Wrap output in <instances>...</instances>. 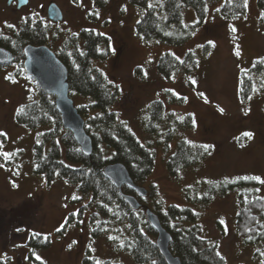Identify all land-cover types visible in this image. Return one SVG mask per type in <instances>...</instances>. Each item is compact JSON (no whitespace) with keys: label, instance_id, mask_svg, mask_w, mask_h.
<instances>
[{"label":"rangeland","instance_id":"1","mask_svg":"<svg viewBox=\"0 0 264 264\" xmlns=\"http://www.w3.org/2000/svg\"><path fill=\"white\" fill-rule=\"evenodd\" d=\"M6 1L0 0V33L18 29L23 19L31 16L42 19L48 26L53 50L65 35L82 28H93L109 36L112 51L96 63L120 89L115 103L120 117L143 142L151 144L155 153L153 170L142 184L148 189L152 185L154 189L153 197H145L147 206L165 208L169 203H188L183 187L202 178L258 177V194L264 196V85L255 86L246 101L239 97L241 71L254 58L264 56V21L257 0H247L246 12L233 18L219 15L215 11L216 3L211 5L200 27L178 45L146 41L137 35L135 24L142 9L129 0H54L63 11L59 21L49 20L47 16L51 0H29L20 10ZM191 19L186 15V22ZM206 42L210 47L190 76L192 85L183 75L172 80L161 76L156 60L163 51L183 56L188 49ZM18 68L14 61L0 67V151L5 160L9 159L6 164L0 158L3 264H31L27 260L26 241L32 232L51 238L47 248L36 252L43 264H82L88 248L100 260L136 264L128 253L116 250L103 237H91L86 216L79 223L70 224L63 234L57 232L68 214L87 199L72 201L80 195L74 185L62 179L47 183L33 171L31 156L36 130L18 123L15 112L37 90L34 81ZM171 93L181 96L183 101L171 102ZM155 98L162 99L167 110L192 114L194 125L183 135L209 146L207 156L198 166L175 178L168 173L166 165L175 140L168 149H163L157 137L143 126L147 107ZM73 99L74 104L84 100L78 95ZM2 134L6 135L5 140ZM197 209L203 233L216 242L228 264H264V243L250 245L237 234V192L216 195Z\"/></svg>","mask_w":264,"mask_h":264},{"label":"trees","instance_id":"2","mask_svg":"<svg viewBox=\"0 0 264 264\" xmlns=\"http://www.w3.org/2000/svg\"><path fill=\"white\" fill-rule=\"evenodd\" d=\"M129 1L142 9L135 24L137 35L146 41L170 45H178L189 39L215 3V11L223 17H238L247 10V0ZM257 5L264 21V0H257ZM186 15L192 17L188 22L185 21ZM50 42L48 26L42 19H33L31 16L23 19L18 29L0 33V45L14 53V62L24 74V45L50 46ZM209 45L206 42L200 47L188 49L183 56L170 50L163 51L156 60L159 73L166 80L183 75L187 83L192 85L190 76L208 52ZM54 51L67 67L70 96L73 99L78 95L84 99L75 105L85 120V130L92 138L91 154H84L73 133L64 128L55 106V96L43 92L27 73L36 84L37 92L19 106L15 119L23 126L36 130L31 156L33 171L43 176L47 183L62 179L74 185L80 195L73 197L72 201L87 199L76 211L68 214L57 232L63 234L70 224L79 223L86 216L91 237H103L116 250L128 253L136 264H167L156 244L157 232L145 214V208L150 207L145 204V197L138 196L141 205L137 209L131 208L123 193H137L125 184L121 189L116 187L103 170L108 163L122 162L134 182L142 185L155 162L151 144L143 142L115 108L120 95L119 87L96 63L112 51L109 36L93 28H82L65 35ZM257 85H264V56L254 58L241 71L240 99L246 101ZM169 98L171 102L183 101L175 93L169 94ZM193 125L192 114L167 110L160 98L153 99L147 107L143 121L145 131L157 137V143L163 149H168L172 141L176 142L166 161L168 173L174 178L187 169L193 170L209 151L207 144L194 142L183 135ZM5 138L6 135L2 134V139ZM0 158L6 164L9 163L2 151ZM258 186L259 180L252 176L202 178L183 187L188 203H169L165 208H150L170 232L169 248L179 256L182 264H228L216 242L203 233L198 223L197 207L208 204L216 195L237 192L235 226L238 236L250 245L264 243V196L258 194ZM148 196H154L152 185L148 189ZM50 244L49 235L32 232L26 241L27 260L31 264H43L36 252ZM3 263L0 258V264ZM81 263L121 264L107 258L98 259L91 254L90 248L86 250Z\"/></svg>","mask_w":264,"mask_h":264},{"label":"water","instance_id":"3","mask_svg":"<svg viewBox=\"0 0 264 264\" xmlns=\"http://www.w3.org/2000/svg\"><path fill=\"white\" fill-rule=\"evenodd\" d=\"M13 0H7L10 3ZM21 7L28 0H17ZM48 17L54 21L62 20L63 13L55 1H51L47 8ZM23 68L45 93L55 96L54 102L60 113L64 128L70 130L84 154L89 155L93 150L92 138L85 130V120L79 113L74 100L69 94L68 70L55 51L47 44L27 43L23 47ZM14 61V53L5 46L0 45V64H9ZM105 175L114 185L121 189L125 184L137 194L123 193L125 201L131 208L137 209L141 205L138 196L146 197L148 189L134 182L127 167L122 162L108 163L103 168ZM145 214L150 225L156 230V244L160 254L167 264H182L179 256L172 253L169 248L170 232L162 225L158 214L150 207L145 208Z\"/></svg>","mask_w":264,"mask_h":264},{"label":"flooded vegetation","instance_id":"4","mask_svg":"<svg viewBox=\"0 0 264 264\" xmlns=\"http://www.w3.org/2000/svg\"><path fill=\"white\" fill-rule=\"evenodd\" d=\"M28 1H29V0H28ZM51 1H54V0H51ZM51 1H50V2H51ZM6 2H7V1H6ZM50 2H49V3H50ZM55 2H56V1H55ZM56 3H57V2H56ZM7 4H8L9 6H15L14 8H15L16 10H20V9L23 8V6H24V5H23V6H21V7H18V6H17V4H18V3H17V0H13V1H11L10 3H7ZM59 7H60V6H59ZM61 10H62V9H61ZM62 13H63V11H62ZM47 16H48V14H47ZM49 20H52V19L49 18Z\"/></svg>","mask_w":264,"mask_h":264},{"label":"snow or ice","instance_id":"5","mask_svg":"<svg viewBox=\"0 0 264 264\" xmlns=\"http://www.w3.org/2000/svg\"><path fill=\"white\" fill-rule=\"evenodd\" d=\"M11 27V26H10ZM237 54H239V53H237ZM9 78H11V77H9ZM221 111H222V109H221ZM245 135H248V136H250L251 135V133H245ZM6 157H9L10 156V154H4ZM255 179H259L258 177H256ZM262 183H264V181H262ZM221 223H223V221H221Z\"/></svg>","mask_w":264,"mask_h":264}]
</instances>
